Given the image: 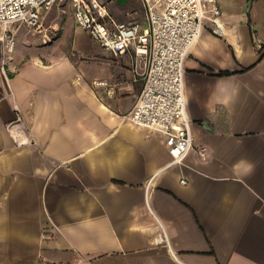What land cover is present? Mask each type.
<instances>
[{"label":"crops","instance_id":"crops-1","mask_svg":"<svg viewBox=\"0 0 264 264\" xmlns=\"http://www.w3.org/2000/svg\"><path fill=\"white\" fill-rule=\"evenodd\" d=\"M100 1L143 24L141 0ZM64 2L59 37L44 32L51 6L42 32L10 25L15 49L0 53V264H264V0H217L223 34L204 21L180 163L127 117L149 56L113 54Z\"/></svg>","mask_w":264,"mask_h":264},{"label":"built area","instance_id":"built-area-1","mask_svg":"<svg viewBox=\"0 0 264 264\" xmlns=\"http://www.w3.org/2000/svg\"><path fill=\"white\" fill-rule=\"evenodd\" d=\"M62 1L71 2L77 25L113 54H123L133 46L137 58L149 56L143 87L127 117L160 133L172 162H182L193 148L185 61L206 19L214 33H224L217 0H141L143 24L119 20L100 0H0V23L5 26L0 34L1 55L13 52L16 46L10 25L24 23L42 32L43 10ZM21 118L17 112L13 123Z\"/></svg>","mask_w":264,"mask_h":264},{"label":"rangeland","instance_id":"rangeland-1","mask_svg":"<svg viewBox=\"0 0 264 264\" xmlns=\"http://www.w3.org/2000/svg\"><path fill=\"white\" fill-rule=\"evenodd\" d=\"M119 2H121L123 4L124 1L119 0ZM67 22H72L71 6L64 1L57 2L53 5V7L50 9V11L45 14V28H46V30L44 32H46V33L48 32V34L49 33L55 34V36L59 37ZM23 31H25V27H22L19 30V34H22ZM25 33H27L28 40H30L31 41L30 43H32L33 45L38 47V46L44 44L42 42V38H40V36L38 34H34L33 31L26 30ZM65 37H66V34L60 40L58 39V41L64 40ZM82 40H83V38H82ZM69 43L70 42L68 41L65 44V47L69 48L71 45V43L70 44ZM88 71H90L92 74H94L93 76L97 75V71H91L90 69H88Z\"/></svg>","mask_w":264,"mask_h":264}]
</instances>
